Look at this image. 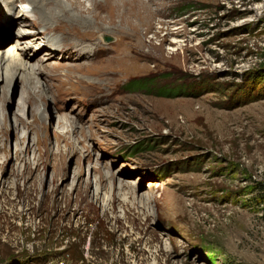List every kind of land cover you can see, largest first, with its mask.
Returning a JSON list of instances; mask_svg holds the SVG:
<instances>
[{"label":"rangeland","instance_id":"obj_1","mask_svg":"<svg viewBox=\"0 0 264 264\" xmlns=\"http://www.w3.org/2000/svg\"><path fill=\"white\" fill-rule=\"evenodd\" d=\"M81 1L66 5L94 42L0 0V239L29 249L0 243V264H264V0H140L149 61L133 57L130 23L98 7L115 3ZM43 29L93 49L54 50ZM17 44L44 67L29 102L24 70L9 78Z\"/></svg>","mask_w":264,"mask_h":264},{"label":"bare ground","instance_id":"obj_2","mask_svg":"<svg viewBox=\"0 0 264 264\" xmlns=\"http://www.w3.org/2000/svg\"><path fill=\"white\" fill-rule=\"evenodd\" d=\"M107 1L109 3L110 2L115 3L116 7L114 9H108L105 6L106 3L100 4V5H102V7H100V5L98 7L101 9V11L106 12V16L104 18H109V19H113V20L119 19V21L121 23H123L125 21L130 23V26L134 32L133 37L136 38V43L134 44V47L132 49L133 57L137 58V59H139V58L144 59L147 61L155 58V56L158 55L157 54L158 47H156L151 41L149 43L144 44V41L141 40L142 38H141V31H140L141 30V18H140L141 16L140 15L142 14V12H141L140 7L142 4L140 3V0H107ZM95 2H98V0H95ZM26 3L31 4V7H32L31 10H27L25 8L24 5H26ZM68 3L71 6L77 4V6H79L81 8L84 7L83 2L81 0H22V5L24 6V8L27 11H34L36 13V15H38V17L44 19V22H47L46 19L50 20V18H53L56 20H59L61 18L69 20L70 23L73 24V27L77 31H79L81 34H83V38H82V36L78 35L79 38H82L83 40H84V38H89V39L92 38V41L94 42L95 39L93 40V36L96 33L95 30L93 29V28H95L94 24L92 23L91 20H88V18L84 17L83 14L79 15V14H75L74 12H72L71 7L66 5ZM24 8L22 9L23 11H24ZM146 10L148 12V18H149V20H147V21L150 22L154 18V12L149 8H147ZM24 13H25V16L23 17V22L24 23H30L29 22L30 18L28 17L26 12H24ZM1 18H2V16H1ZM34 23H36L35 24L36 26H38V24H39L37 22H34ZM76 24H77V26H76ZM97 26H98V23H97ZM99 26H101V25L99 24ZM33 27H34V25H33ZM48 35L54 36V34L51 33L50 31L44 30L41 35L40 34L36 35L35 38H42L43 41L41 43L44 46H49L50 48H55L54 50L63 49V51H62L63 53H66V51H67V52H69V54H71L72 51H74L72 53V55H74V53H76V52L82 51L81 48L88 47V49H86L88 51H91V49H93V45H94L93 42H90L87 44L85 41L82 42L80 40V43L77 42V43H69L68 45H64L63 44L64 41H62V38L55 41L54 39H50ZM104 35H106V33H103V35H101V36H104ZM70 36H69V39H70ZM19 47H21V46L18 44L15 46L14 45L10 46L9 54L11 56V62L9 64L10 68H8V69H10L11 72H10L9 78H11V76L15 72H17L18 70H24L26 82H27L26 97L24 98V101L29 102V100L33 99V87H34L33 85L35 84V77L34 76H35L37 71L40 72L44 67L39 61H33L32 60V56H31L32 54L29 53V51H28L29 49L27 50L24 47H22V48H19ZM71 48H74V49H71ZM89 48H91V49H89ZM145 48H146V50H145ZM118 54L119 55L114 56L113 58L110 57L111 60L115 61L116 59H119L122 56L123 52H122V54H120V53H118ZM2 62H4V61H2L0 59V66H2ZM80 68H81V66H79V65L78 66L76 65V66L70 68L67 75L71 77V75L75 74L76 71L80 70ZM52 73H58V72L56 71V72H52ZM61 138L64 140L63 136H61ZM106 180H107V178L105 175H100L99 179L97 180L98 189L96 190V193H93V195L96 198L92 202V204L99 202V196H98L99 190H102L108 186L106 183ZM86 197H87V194H86ZM69 200H70V198L66 199L65 208H63V211H68V206L71 205V201H69ZM117 200H118V196L115 194L113 197V203H112L113 207L115 206V202ZM83 201H84V199L82 201L78 200L76 202V205H75L76 210L84 208ZM88 204H90V202H88L86 205H88ZM133 206H134V208H137V204H135ZM135 212H137V211H135ZM109 215L110 214H109L108 210H106L105 211V219H109ZM115 218H116L117 222L120 223L119 217L115 216ZM2 232H3V229H2V226L0 225V234ZM13 234L14 233H11L9 231L6 234L5 240L0 239V243L3 247V249L10 251V252H17L21 256L26 255V253L29 252V249L25 245V241L28 239V236H25L24 240L20 241L19 238L15 237V235H13ZM49 242L52 243L53 240H51Z\"/></svg>","mask_w":264,"mask_h":264},{"label":"trees","instance_id":"obj_3","mask_svg":"<svg viewBox=\"0 0 264 264\" xmlns=\"http://www.w3.org/2000/svg\"><path fill=\"white\" fill-rule=\"evenodd\" d=\"M139 81H141V82H139ZM139 81L137 82L139 88L148 89V87L151 88L150 86L153 85L152 80L148 81L147 79H139ZM182 89L183 88L181 86H176L175 88H172V89L170 88L171 91H168V92L165 91V93L163 91V92H160L159 94L164 95V96H173L174 95L173 91H175V93H176L178 90H182ZM181 93H184V91L182 90Z\"/></svg>","mask_w":264,"mask_h":264}]
</instances>
